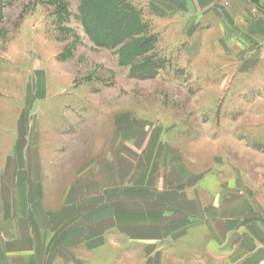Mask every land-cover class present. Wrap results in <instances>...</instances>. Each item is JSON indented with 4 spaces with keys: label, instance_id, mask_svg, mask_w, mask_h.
<instances>
[{
    "label": "crops",
    "instance_id": "crops-1",
    "mask_svg": "<svg viewBox=\"0 0 264 264\" xmlns=\"http://www.w3.org/2000/svg\"><path fill=\"white\" fill-rule=\"evenodd\" d=\"M145 8L153 32L174 38L167 45L190 73L184 84L223 88L212 103L222 105L218 117L255 121L238 132L264 142V0H148ZM41 135L54 144L37 121L24 145L16 118L0 123V264H264L261 188L252 202L247 182L253 175L241 165L224 161L222 174L200 177L159 160L149 166L162 174L139 177L134 165L123 180L143 185L142 196L132 185L112 195V204L98 202L57 224L61 214L50 193L66 182L39 175ZM49 145L42 161L53 166ZM263 169L258 165L254 173ZM117 176L111 182L119 184Z\"/></svg>",
    "mask_w": 264,
    "mask_h": 264
},
{
    "label": "rangeland",
    "instance_id": "rangeland-1",
    "mask_svg": "<svg viewBox=\"0 0 264 264\" xmlns=\"http://www.w3.org/2000/svg\"><path fill=\"white\" fill-rule=\"evenodd\" d=\"M83 1L0 0V123L16 118L18 144L26 143L36 121L53 138L49 145L39 136L37 150L39 175L66 182L50 193L61 214L56 223L77 219L98 202L112 204V195L134 185L123 180L134 165L139 177L162 174L161 167L149 166L158 160L163 167L181 163L199 177L211 170L222 174L224 161L241 165L253 175L247 182L252 202L261 188L256 202L264 208V183L257 182L264 181V169L254 173L264 166V142L238 132L256 122L218 117L222 105L212 103L223 88L184 84L190 73L179 57L174 61L176 49L167 45L174 38L153 32L148 0H129L142 25L135 21L139 33L113 48L96 44L86 32ZM48 145L53 166L42 161ZM116 176L119 184L111 182ZM142 186L134 185L136 195L142 196Z\"/></svg>",
    "mask_w": 264,
    "mask_h": 264
},
{
    "label": "trees",
    "instance_id": "trees-1",
    "mask_svg": "<svg viewBox=\"0 0 264 264\" xmlns=\"http://www.w3.org/2000/svg\"><path fill=\"white\" fill-rule=\"evenodd\" d=\"M81 11L86 32L100 46L113 48L127 36L139 33V29H134L132 25L136 22L140 28L142 25L137 18V9L129 0H84ZM131 48L141 50L135 44Z\"/></svg>",
    "mask_w": 264,
    "mask_h": 264
}]
</instances>
